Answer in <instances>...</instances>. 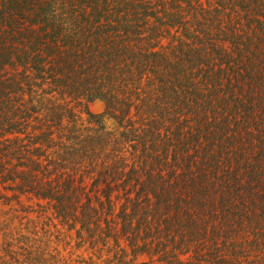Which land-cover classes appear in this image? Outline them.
I'll list each match as a JSON object with an SVG mask.
<instances>
[{"label": "trees", "instance_id": "16d2710c", "mask_svg": "<svg viewBox=\"0 0 264 264\" xmlns=\"http://www.w3.org/2000/svg\"><path fill=\"white\" fill-rule=\"evenodd\" d=\"M6 65L34 74L21 83L1 73ZM43 81L108 113L134 107L152 143L140 166L110 173L123 191L138 187L123 196L118 228L96 222L84 178L65 171V187L54 178L42 195L59 213L119 234L134 256L152 258L139 264H264V0H0L5 129ZM103 158L91 185L106 181Z\"/></svg>", "mask_w": 264, "mask_h": 264}, {"label": "rangeland", "instance_id": "374dc122", "mask_svg": "<svg viewBox=\"0 0 264 264\" xmlns=\"http://www.w3.org/2000/svg\"><path fill=\"white\" fill-rule=\"evenodd\" d=\"M26 65H6L1 73L8 71L6 76L16 74L18 79L23 76L21 83H24L34 74L33 69H24ZM43 84L30 94H22L20 110L12 113L15 121L12 124L19 123L15 128L5 129L9 126L8 118L0 116V264H139L151 260L144 253L134 256L119 234L107 230L106 237L103 233L99 235L94 225L86 231L79 222L72 223V218L58 212L54 199L42 196L47 194L54 178L65 187L64 179L70 177L62 174L64 171L84 178L86 195L82 202L99 213L102 222H96L101 227L107 220L118 228L116 214L123 196L133 197L138 187H133L131 181L123 191L114 185L120 181L115 183L110 173L127 172L152 154L151 141L142 136L147 122L134 107L127 115L120 107L108 113L98 99L86 106L84 98L72 99L67 94L49 92L47 83ZM53 97L61 107L51 106ZM87 109L96 114L106 113L91 118ZM123 132L130 138L125 140ZM64 140L66 145H54V141ZM171 154L170 151L169 159ZM100 156L109 159V173L106 171L109 185L105 180L91 185L99 175L94 163ZM84 160H90L87 163L94 166L90 176L83 169L87 165L83 166ZM129 187L131 191L125 193ZM109 190L114 205L106 200Z\"/></svg>", "mask_w": 264, "mask_h": 264}]
</instances>
